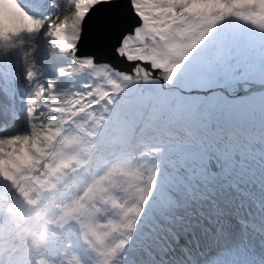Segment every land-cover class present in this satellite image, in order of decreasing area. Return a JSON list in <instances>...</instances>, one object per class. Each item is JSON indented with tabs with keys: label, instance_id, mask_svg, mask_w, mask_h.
Instances as JSON below:
<instances>
[{
	"label": "snow or ice",
	"instance_id": "obj_1",
	"mask_svg": "<svg viewBox=\"0 0 264 264\" xmlns=\"http://www.w3.org/2000/svg\"><path fill=\"white\" fill-rule=\"evenodd\" d=\"M0 264H264V0H0Z\"/></svg>",
	"mask_w": 264,
	"mask_h": 264
},
{
	"label": "water",
	"instance_id": "obj_2",
	"mask_svg": "<svg viewBox=\"0 0 264 264\" xmlns=\"http://www.w3.org/2000/svg\"><path fill=\"white\" fill-rule=\"evenodd\" d=\"M101 59H105V60H108L110 59L109 57H102ZM114 65L116 67H119L121 70H125V71H130V66L127 65V64H121V63H117L115 61H113ZM257 89H259V87L257 86Z\"/></svg>",
	"mask_w": 264,
	"mask_h": 264
},
{
	"label": "bare ground",
	"instance_id": "obj_3",
	"mask_svg": "<svg viewBox=\"0 0 264 264\" xmlns=\"http://www.w3.org/2000/svg\"><path fill=\"white\" fill-rule=\"evenodd\" d=\"M83 255H84L85 257H87V254H86V253H83Z\"/></svg>",
	"mask_w": 264,
	"mask_h": 264
},
{
	"label": "clouds",
	"instance_id": "obj_4",
	"mask_svg": "<svg viewBox=\"0 0 264 264\" xmlns=\"http://www.w3.org/2000/svg\"><path fill=\"white\" fill-rule=\"evenodd\" d=\"M40 234L38 233L37 236H39Z\"/></svg>",
	"mask_w": 264,
	"mask_h": 264
},
{
	"label": "rangeland",
	"instance_id": "obj_5",
	"mask_svg": "<svg viewBox=\"0 0 264 264\" xmlns=\"http://www.w3.org/2000/svg\"><path fill=\"white\" fill-rule=\"evenodd\" d=\"M259 90V89H258Z\"/></svg>",
	"mask_w": 264,
	"mask_h": 264
}]
</instances>
